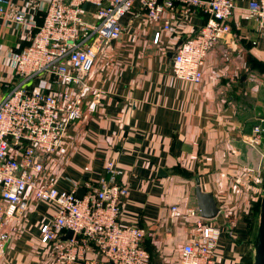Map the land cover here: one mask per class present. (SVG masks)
I'll list each match as a JSON object with an SVG mask.
<instances>
[{
    "label": "crops",
    "instance_id": "0c3cea01",
    "mask_svg": "<svg viewBox=\"0 0 264 264\" xmlns=\"http://www.w3.org/2000/svg\"><path fill=\"white\" fill-rule=\"evenodd\" d=\"M5 1L0 97L18 82L12 53L27 48L34 35L13 21L15 15L24 12L41 25L47 6V0ZM252 1L235 0L233 32L208 56L199 85L175 78L172 64L177 46L197 33L204 15L169 14L173 26L165 30L163 23L150 22L137 3L124 20L122 39L100 51L87 79L86 106L98 96V111L71 128L66 155L48 164L60 190L86 193L102 176L109 178L106 164L115 163L120 182L130 189L123 223L151 234L144 248L153 264L179 263L196 223L187 213L199 209V186L220 210L216 219L206 220L221 229L215 264L255 263L264 160L245 138L264 119V37L244 19ZM55 213L49 205L34 204L25 231L0 264H57L39 236Z\"/></svg>",
    "mask_w": 264,
    "mask_h": 264
},
{
    "label": "built area",
    "instance_id": "2783aa9c",
    "mask_svg": "<svg viewBox=\"0 0 264 264\" xmlns=\"http://www.w3.org/2000/svg\"><path fill=\"white\" fill-rule=\"evenodd\" d=\"M137 3L150 22L163 23L165 30L173 26L169 14L189 19L202 13L207 18L174 53L172 75L194 85L204 79L208 56L232 34L239 10L235 0H47L41 25L24 12L15 15L13 21L34 35L27 48L12 53L18 82L0 97V262L25 231L31 207L46 204L56 213L41 225L39 236L57 264H153L144 248L151 234L123 223L130 189L120 182L122 172L115 163L106 164L109 178L90 185L82 199L76 188L60 190L48 168L50 161L66 155L71 128L98 111V96L86 106L91 93L87 79L100 51L122 39L124 20ZM6 5L0 0V17L6 18ZM244 12L245 21L264 37V0L252 1ZM245 143L264 159V119ZM177 211L172 208L173 215ZM187 215L196 223L178 264H215L221 229L197 208ZM69 232L73 236L66 239Z\"/></svg>",
    "mask_w": 264,
    "mask_h": 264
},
{
    "label": "water",
    "instance_id": "95a60500",
    "mask_svg": "<svg viewBox=\"0 0 264 264\" xmlns=\"http://www.w3.org/2000/svg\"><path fill=\"white\" fill-rule=\"evenodd\" d=\"M182 45L180 43L177 48ZM85 195V191H78V198L82 199ZM196 198L198 202L199 212L203 219L205 220H213L216 219L219 215V208L216 204V201L212 194L204 193L201 187H197L196 190ZM73 236V232H69L66 239H71ZM254 264H264V193L261 199L260 206V223H259V231L257 235L256 242V257Z\"/></svg>",
    "mask_w": 264,
    "mask_h": 264
},
{
    "label": "trees",
    "instance_id": "16d2710c",
    "mask_svg": "<svg viewBox=\"0 0 264 264\" xmlns=\"http://www.w3.org/2000/svg\"><path fill=\"white\" fill-rule=\"evenodd\" d=\"M206 19H207V18H204V21H203V22H206Z\"/></svg>",
    "mask_w": 264,
    "mask_h": 264
},
{
    "label": "rangeland",
    "instance_id": "374dc122",
    "mask_svg": "<svg viewBox=\"0 0 264 264\" xmlns=\"http://www.w3.org/2000/svg\"><path fill=\"white\" fill-rule=\"evenodd\" d=\"M263 159V158H262ZM264 160V159H263Z\"/></svg>",
    "mask_w": 264,
    "mask_h": 264
}]
</instances>
